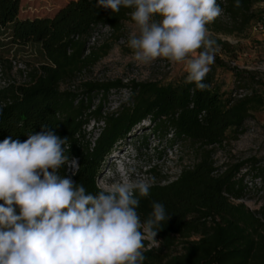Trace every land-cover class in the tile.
<instances>
[{
    "label": "trees",
    "instance_id": "obj_1",
    "mask_svg": "<svg viewBox=\"0 0 264 264\" xmlns=\"http://www.w3.org/2000/svg\"><path fill=\"white\" fill-rule=\"evenodd\" d=\"M261 1L240 0L236 7V0H228L229 19L217 17L207 28L216 34L242 30L256 16L253 7ZM20 9L21 0H0V25L8 31L12 44H38L45 61L29 71L28 81L0 88V142L9 136L26 141L42 125L62 139L67 137L65 155L70 163L58 174L83 183L95 195L106 157L114 146V152L122 151L117 142L149 119L160 141L189 142L196 151V162L183 166L167 183L160 182L166 177L152 182L149 196L140 197L137 211L142 220L151 212L153 201L162 202L170 216L155 237L158 247L144 241V264H264V205L251 210L237 202L247 194L249 173L242 174V170L254 164L247 165L252 160L246 159L218 165L214 158L216 146L237 139L251 113L264 109V82L258 72L236 67L237 85L230 94L216 84L215 63L210 65L205 78L209 87L203 92L194 91V83H185L187 75L167 83L90 80L83 82L81 92L62 89L63 83L110 50L111 44L103 43L99 55V48L90 45L93 35L109 28L108 37L125 38L123 30L132 9L122 7L119 13H112L98 8L97 0H69L54 15L45 17L21 18ZM216 34L211 38L226 48L228 42ZM216 59L218 65H225ZM7 64L11 67L12 60ZM4 65L0 61L2 69ZM122 89L129 90L127 102L109 111L111 92ZM237 91L247 93L236 97L233 93ZM92 120L105 123L93 142L86 135V125ZM74 159L75 172L71 169ZM149 171L155 167L150 165ZM260 175L253 174V179ZM261 179L264 181L263 176Z\"/></svg>",
    "mask_w": 264,
    "mask_h": 264
},
{
    "label": "clouds",
    "instance_id": "obj_2",
    "mask_svg": "<svg viewBox=\"0 0 264 264\" xmlns=\"http://www.w3.org/2000/svg\"><path fill=\"white\" fill-rule=\"evenodd\" d=\"M97 7L132 9L135 61L183 63L185 83L208 89L219 46L207 25L222 14L217 0H97ZM66 141L42 125L26 141L0 142V264H144V241L158 247L155 237L170 219L159 201L143 220L138 214L152 183L125 173L98 183L93 195L58 174L70 163Z\"/></svg>",
    "mask_w": 264,
    "mask_h": 264
},
{
    "label": "rangeland",
    "instance_id": "obj_3",
    "mask_svg": "<svg viewBox=\"0 0 264 264\" xmlns=\"http://www.w3.org/2000/svg\"><path fill=\"white\" fill-rule=\"evenodd\" d=\"M69 0H21L19 16L24 17H45L51 16L65 5ZM256 16L242 30L232 33H214L216 36L228 42L226 48L219 46L216 57H219L225 65L215 63L216 84L226 94H230L237 85L235 78V68L253 70L256 66L264 64V34L254 29V24L258 20L261 6L256 4L253 7ZM158 19V17H157ZM136 31V25L132 20L126 22L123 30L126 40H117L116 36L105 33L96 42V49L100 55L102 49L99 47L103 43L111 44L107 54L86 70L78 72L73 80L62 84V89L78 90L81 92L82 84L85 81L107 80L122 78L123 80H160L163 83L177 81L187 75L183 63L170 62L166 58H157L148 63H140L134 60L133 50L128 47L129 35ZM11 58H15L28 65L29 71H34L35 67L44 61V55L38 44L15 45L11 43L8 31L0 27V61L4 65V76L7 80L17 84L24 83L18 69L7 64ZM215 60H217L215 58ZM264 82V71H257ZM28 81V78L27 80ZM129 90L112 91L108 98V110L115 111L127 102ZM99 97L95 96V103ZM105 126L103 121L95 123L92 120L86 125V135L90 141H94L100 134V130ZM153 123L143 120L138 124L127 137L117 142V147L122 151L112 149L100 167L97 177L98 183L107 182L110 178L127 174L135 179L144 178L148 181L156 182L161 177L162 184L175 179L183 166L192 165L196 162V151L189 142H177L172 144L165 139L159 140L158 134L153 133ZM214 158L217 164L223 162L234 163L238 160L251 159L247 165L254 164L250 169H244L243 173H249L247 177L253 178V174H261L254 179L255 188L247 190V194L237 202L246 204L251 210L259 209L264 205V109L253 111L245 123L242 134L237 139L231 140L225 146H216ZM74 162V163H73ZM150 162V163H149ZM155 167V171H149L150 165ZM255 168H259L258 170ZM73 172L77 169V159L71 162ZM147 240V239H146Z\"/></svg>",
    "mask_w": 264,
    "mask_h": 264
},
{
    "label": "built area",
    "instance_id": "obj_4",
    "mask_svg": "<svg viewBox=\"0 0 264 264\" xmlns=\"http://www.w3.org/2000/svg\"><path fill=\"white\" fill-rule=\"evenodd\" d=\"M217 4L222 8V14L219 16L225 20L229 19L228 18V15H227V11H226V7H227V4H228V0H217ZM256 4H260L261 6V11H260V15H259V18L258 20L255 22L254 24V29L257 31V32H260V33H263L264 34V1H261V2H258ZM255 4V5H256ZM1 27V25H0ZM3 28V27H1ZM4 29V28H3ZM105 33H107L106 35L110 34V29L109 28H104L102 33H96L95 35H93V37L91 38V41H90V45L93 46L96 44V42L101 38V36H103ZM126 40V38H123V40ZM89 52V50H87V53ZM12 60V67L16 68L19 70L24 82H26L27 78H28V75H29V69H28V65L26 63H23L15 58H11ZM255 69L259 72L261 71H264V64L261 66L258 65L255 67ZM125 82H128L130 81V79H126L124 80ZM12 83H15V82H12L10 80H7L4 76V72H3V69L2 67L0 66V88H5V87H8L10 84ZM21 84V83H20ZM245 93L247 92H244V91H237V92H234L233 95L236 96V97H242ZM247 170V168H244ZM243 169V170H244ZM242 170V171H243ZM246 181V184H247V190H250L252 188H255V183H254V179L253 178H250V177H246L245 179Z\"/></svg>",
    "mask_w": 264,
    "mask_h": 264
}]
</instances>
